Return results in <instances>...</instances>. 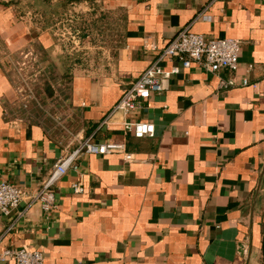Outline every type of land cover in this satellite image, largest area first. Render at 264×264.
<instances>
[{
    "label": "crops",
    "instance_id": "crops-1",
    "mask_svg": "<svg viewBox=\"0 0 264 264\" xmlns=\"http://www.w3.org/2000/svg\"><path fill=\"white\" fill-rule=\"evenodd\" d=\"M61 5L0 0V180L26 193L0 211V252L36 249L44 264H264V0H92L114 32L106 59L91 68L54 62L70 53L59 48ZM205 7L209 19L198 17ZM185 27L238 38L237 70L164 59L165 71L178 68L167 89L101 124ZM149 42L157 50L145 49ZM22 51L40 64L37 75L26 71L27 85L16 65ZM229 79L235 84L222 86ZM26 88L34 99L25 100ZM124 120L153 123V136L134 137ZM85 139L123 144L132 158L79 151L77 168L52 186L55 207L34 203L19 215Z\"/></svg>",
    "mask_w": 264,
    "mask_h": 264
},
{
    "label": "built area",
    "instance_id": "built-area-1",
    "mask_svg": "<svg viewBox=\"0 0 264 264\" xmlns=\"http://www.w3.org/2000/svg\"><path fill=\"white\" fill-rule=\"evenodd\" d=\"M205 7L198 17L201 19H209L210 16L205 14ZM145 49L157 50L153 42L145 45ZM241 50V42L234 37H214L207 38L202 34L191 32L187 27L179 30L176 35L167 42V44L158 51L157 57L140 73V75L130 84V86L122 93L119 100L111 107L101 124H107L115 113L127 114L138 108L144 101H147L152 93L160 94L168 87L171 74L178 71L177 66H173L170 70L165 71L160 62L164 59H174L179 61L183 67H189L192 64L210 72L217 73L222 69H226L233 73L238 68V59ZM21 59L16 64L22 73L23 83L29 82L27 70L33 69L34 75L40 71L39 60L31 51L20 52ZM28 81V82H27ZM248 80L244 78L242 84L245 85ZM235 84L233 79L222 82V86L230 87ZM27 89V88H26ZM25 100L34 99L30 94V89L26 90ZM27 103H24L26 107ZM122 130L131 132L134 137L153 136V123L145 120H124L122 122ZM84 150L88 153L99 155L108 154L119 151L123 153L125 160H130L132 154L125 151L124 145L120 143L103 142L94 143L90 139L82 140L78 148L69 155L59 159L44 180L41 188L34 194L27 195L28 203L19 215L25 213L28 207L34 203H38L43 211H48L55 207L54 192L52 186L56 181L71 167L77 168L75 164V156L79 151ZM74 192H82L83 187L80 182L72 184ZM26 196L25 191L16 184L0 180V211L7 215L13 209H16ZM12 260V264H44L43 253L36 249L27 247L6 248L0 252V261Z\"/></svg>",
    "mask_w": 264,
    "mask_h": 264
},
{
    "label": "rangeland",
    "instance_id": "rangeland-1",
    "mask_svg": "<svg viewBox=\"0 0 264 264\" xmlns=\"http://www.w3.org/2000/svg\"><path fill=\"white\" fill-rule=\"evenodd\" d=\"M54 2L59 0H53ZM64 8L62 16L64 19L57 26V33L62 39L64 47L70 51L69 57L64 56L58 60L54 59L57 66L70 63L73 67L91 68L99 60L103 62L104 51L113 46V27L109 26L108 15L99 16L98 12L92 10V0H61ZM96 14V15H95ZM95 15V17H94ZM101 21V31L97 26V20ZM94 20L96 24L94 25ZM97 33V35H96ZM100 34L102 36H100ZM101 47V48H100ZM99 52V55L97 54ZM103 52V54H102Z\"/></svg>",
    "mask_w": 264,
    "mask_h": 264
}]
</instances>
